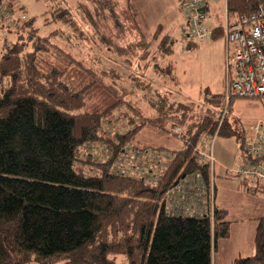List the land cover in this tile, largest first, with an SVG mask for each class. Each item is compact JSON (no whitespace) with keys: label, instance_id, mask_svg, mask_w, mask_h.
I'll return each mask as SVG.
<instances>
[{"label":"trees","instance_id":"obj_1","mask_svg":"<svg viewBox=\"0 0 264 264\" xmlns=\"http://www.w3.org/2000/svg\"><path fill=\"white\" fill-rule=\"evenodd\" d=\"M44 1L50 8L58 4ZM85 1L118 23L114 2ZM13 2L0 0V7L9 9ZM260 5L264 0H226L231 17L250 15ZM83 12L93 24L87 7ZM11 23L6 30L14 32V40L0 53V264H117L118 256L122 264H213L218 243L230 236L227 211L214 205L212 217L173 215L165 194L182 175L194 172L207 184L208 168L193 154L199 137L215 128L222 93L200 92L204 115L193 111V102L155 93L148 105L155 113L145 117L136 103L124 100L125 92L133 91L123 85L120 67L87 66L51 41L58 29L41 36L33 18ZM221 28H214L213 40L221 37ZM166 43L164 37L159 42L162 54L170 50ZM100 89L111 103L97 106ZM122 103L143 120L128 133L104 132L101 120ZM229 117L230 111L218 136L235 135L239 142L245 131H236L238 121L230 123ZM168 118L180 128L183 149L158 175L155 189L143 177L113 169L126 149L138 148L144 126L166 131ZM97 141L110 154L104 161L91 157ZM84 163L95 173L86 174ZM253 243L252 255L231 264H264V216L256 219Z\"/></svg>","mask_w":264,"mask_h":264},{"label":"rangeland","instance_id":"obj_2","mask_svg":"<svg viewBox=\"0 0 264 264\" xmlns=\"http://www.w3.org/2000/svg\"><path fill=\"white\" fill-rule=\"evenodd\" d=\"M55 1L58 4L50 8L44 0H14L13 7L9 6V9L13 14L12 19L33 18L34 27L41 36L58 29L57 37L51 41L87 66L96 70L108 69L113 65L120 67L124 78L123 85L128 89L131 87L133 91L131 96H127L129 92H125L124 100L136 103L145 117L155 113V110L148 106L150 99L157 98L155 93L166 95L174 102H193V111L204 115L206 105L200 92L205 89L212 94L221 92L223 40L218 38L199 44L184 43V18L177 8V0H164L165 3L161 0H111L115 3L118 18V23L115 24L108 16L107 10H101V6L97 7V10L88 1ZM83 6L90 11L93 24L84 14ZM209 13L216 18L217 23L224 24L222 0L211 8ZM106 15L107 19H103ZM8 25L0 17V53L7 43L14 40V32L6 30ZM163 37L167 40L166 44L170 45L168 54H162L158 50ZM119 47L124 55H120L115 49ZM98 93L96 100L102 102H98L97 106L112 102L110 96L106 95V90L100 89ZM124 104L115 109L110 117L101 120L104 132L111 130V135L114 132L128 133L143 120L142 117L138 119L135 112ZM229 111L230 123H233L234 119L238 121L236 131L246 132L263 113L264 107L255 99H235L231 102ZM163 125L167 132L154 126H144L137 135L138 148L129 147L130 150L115 160L113 169L118 165L127 175L143 177L144 184L150 189H155L158 175L174 160L175 153L183 149V140L174 132L175 126L178 125L172 123L171 118ZM232 125L235 128V124ZM101 144V141L93 144L91 157L104 161L110 154L103 153ZM134 151L146 154L148 168L135 166L136 162L142 164V161L139 162L136 156L132 157ZM213 152L216 159L217 200H223L222 204L227 208L228 218L232 222L231 238L221 241V245L229 243L227 249L229 247L233 252L240 239L246 244L254 234L255 223L249 216L264 215V191L253 194L245 190L238 178L233 177L230 172L245 156V152L238 148L235 135L218 136L214 141ZM84 167L86 174L95 173L92 164L84 163ZM179 183L172 188L178 189ZM173 190L167 191L165 197L167 198L168 194L171 196ZM117 258V264H122V257ZM25 264L39 263L30 261Z\"/></svg>","mask_w":264,"mask_h":264},{"label":"built area","instance_id":"obj_3","mask_svg":"<svg viewBox=\"0 0 264 264\" xmlns=\"http://www.w3.org/2000/svg\"><path fill=\"white\" fill-rule=\"evenodd\" d=\"M219 1L181 0L179 2L178 10L184 18L182 28L184 43L197 44L213 39L214 29L206 26L205 22L210 18L211 5ZM0 17L6 24H11L12 13L9 9L0 7ZM221 38L224 41L222 91L224 105L216 115L217 123L214 130L199 137L193 154L198 165L207 166L208 181L206 184L199 172L186 175V179L180 181L179 188H173L171 196L168 194L165 202L167 211L173 215L212 217L216 163L213 147L219 129L228 115V107L235 99H255L264 107V6L260 5L250 15L231 18L225 7ZM184 43L182 42V47ZM174 132L179 133L180 128L175 127ZM237 144L238 148L245 152V156L230 172L233 173V177L238 178L245 190L253 194L264 191V118L249 126ZM131 155L136 156L139 162L142 161V164L135 163L137 168L140 166L148 168L145 153L134 151ZM116 170L120 174L127 175L118 165ZM197 204L204 208L196 209Z\"/></svg>","mask_w":264,"mask_h":264},{"label":"crops","instance_id":"obj_4","mask_svg":"<svg viewBox=\"0 0 264 264\" xmlns=\"http://www.w3.org/2000/svg\"><path fill=\"white\" fill-rule=\"evenodd\" d=\"M181 0H177V8H178V4H179V2H180ZM161 2L162 3H165V1L164 0H161ZM217 4V3H216ZM216 4H213V5H211V7H210V9L211 8H213ZM222 7H223V11H224V14H225V7H226V2L224 1V0H222ZM136 9V8H135ZM210 9H209V11H210ZM136 14H137V16H138V13L136 12ZM209 15H210V13H209ZM229 16V15H228ZM231 16H229V18H230ZM215 19L216 18H214L213 16H211L210 15V18L205 22V25L206 26H208V27H210V28H217V27H222L223 25H221V24H219V23H217L216 21H215ZM183 26H184V24H183ZM183 26H182V28H183ZM221 38V37H220ZM223 40V39H222ZM207 41H209V40H207ZM207 41H204V42H207ZM210 41H213V39L212 40H210ZM204 42H201V43H204ZM197 44H199V43H197ZM223 59H224V41H223ZM221 75H222V90H221V92L220 93H222V91H223V69H221ZM264 118V111H263V113H261V115L256 119V121H258V120H260V119H263ZM255 121V122H256ZM254 122V123H255ZM253 123V124H254ZM214 171H215V169H214ZM195 173V172H194ZM186 175H184V177L181 179V181H183V180H185L186 179V177H185ZM215 179V178H214ZM216 180V179H215ZM180 182V181H179ZM178 182V183H179ZM240 184H241V182H239ZM215 185H214V190H215V192H214V200H213V203H214V205L215 206H217V207H219V208H223V209H225L226 211H227V220H229L230 221V236H229V238H227V239H225V240H230V238H231V235H232V233H231V226H232V222H231V220L228 218V210H227V208L226 207H224L223 206V204H222V202H223V200L221 199V198H218V200H217V185H216V181H215V183H214ZM242 185V184H241ZM254 194H256V193H254ZM221 201V202H220ZM204 208V206H202V205H200V204H197V206H196V209H203ZM168 209H171V208H169V207H167ZM208 208H210V205H209V207ZM262 216H264V215H262ZM261 215H257V216H249L250 218V220H252L254 223H255V226H256V219L257 218H259V217H262ZM255 226H254V230H255ZM254 235V234H253ZM223 241V240H222ZM227 244H229V243H224V245H221V241L218 243V248L215 250V252H214V255H213V264H231V262L233 261V259H235V258H237V257H247V256H250V255H252L253 253H254V243H253V236L249 239V241H247L246 242V244H244L243 243V239H240L236 244H235V246H234V251L232 252V250H231V248H229L228 247V249H227Z\"/></svg>","mask_w":264,"mask_h":264},{"label":"water","instance_id":"obj_5","mask_svg":"<svg viewBox=\"0 0 264 264\" xmlns=\"http://www.w3.org/2000/svg\"><path fill=\"white\" fill-rule=\"evenodd\" d=\"M184 177V175H182L180 178L182 179ZM179 182V179L176 180L175 184H177Z\"/></svg>","mask_w":264,"mask_h":264}]
</instances>
